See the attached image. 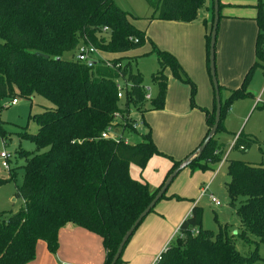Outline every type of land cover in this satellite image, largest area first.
<instances>
[{"label":"trees","instance_id":"16d2710c","mask_svg":"<svg viewBox=\"0 0 264 264\" xmlns=\"http://www.w3.org/2000/svg\"><path fill=\"white\" fill-rule=\"evenodd\" d=\"M144 2L150 12L148 21L192 23L198 20L202 10L210 13L205 35L208 69L213 0ZM260 3L257 0V5ZM221 8L218 0L219 20ZM129 19L137 20L119 9L113 0H0V101L38 96L53 106L29 115L28 120L37 127L35 134L26 131L18 134L19 138L30 140L35 151L18 152V157L24 159L23 179L16 186L14 196L21 205L14 213L0 212V264L31 262L39 241L45 243L48 252L55 253L58 232L67 224L100 237L105 251L103 264H110L126 231L179 165L180 161L158 151L143 116L163 109L166 71L177 82L189 86L192 107L195 86L174 56L151 44L150 53L156 56L158 70L150 79L157 94L145 99L143 79L132 70L134 57L128 54L141 49L146 37ZM254 21L257 29L254 62L239 86L228 89L215 134L222 129V118L233 101L250 95L247 86L253 72L264 65L262 8L258 7ZM202 22L206 25L204 19ZM82 44L108 56L113 67L99 62L88 68L77 62L75 56L64 60L63 56ZM39 54L48 59L40 58ZM117 64L120 68L114 67ZM119 83L125 87L121 99L117 98ZM218 88L220 92L222 87L218 85ZM132 110L146 131L141 142L131 145L123 140L100 139V134L113 122L120 129L134 132ZM202 112L206 136L214 121V97L211 111ZM214 136L200 157L189 164L190 171H204L208 169L207 163H220L222 151L219 153ZM0 137L5 144V132L1 128ZM232 143L231 150L244 152L255 141L245 139L240 133ZM154 156L170 159L171 167L164 181L151 191L147 183L131 178L128 168L134 165L142 171ZM7 172L13 180L15 172L9 168ZM226 172L229 206L238 215L240 233L227 237L221 232L214 234L202 229V210L194 206L179 225L175 241L158 254L159 260L153 264L255 263L256 254L240 255L235 241H248L251 236L264 242V165L233 160L227 163ZM163 198L164 194L159 200ZM122 254L123 251L115 264H122Z\"/></svg>","mask_w":264,"mask_h":264},{"label":"rangeland","instance_id":"374dc122","mask_svg":"<svg viewBox=\"0 0 264 264\" xmlns=\"http://www.w3.org/2000/svg\"><path fill=\"white\" fill-rule=\"evenodd\" d=\"M113 1L119 9L137 18V20H134L138 21L135 26H144L147 23L146 21L148 20L146 18L149 16L150 12L144 0ZM258 7H260V9L262 8V13H264V0H261V3L257 5V13ZM243 23L244 24H240L243 39L238 41L241 51H245V49L250 50L249 44L252 46L254 39L252 42H249L248 37L251 36L252 30L256 31L254 23H252V25L248 22ZM216 48H218V30L215 42V69L218 64V51H216ZM76 51L77 49L72 53L63 56L64 60H71L73 56L76 55ZM132 56L134 57L132 70L141 75L143 86L145 89H149L152 98L155 97L157 94V88L152 84L150 79L151 75L158 70V63L155 54L150 53V51L147 52L142 50L141 52L132 54ZM236 57L237 51H231L229 65L232 66L234 64ZM250 61L251 63L253 62V53L252 56L250 55ZM248 69L249 67L246 71ZM229 76L237 78L238 70H231ZM192 82L195 86V94L193 98L194 107H192L190 101V88L183 84V86L187 88V111H194L203 114V122L205 124V115L202 111H209L212 109V85L209 84L211 92V95H209L207 90H204L200 84L197 85L194 81ZM208 83H210L209 79ZM231 84L232 85H229L230 87L225 86L220 89L219 96L222 104L228 97V88L235 89L240 83H237V80H234ZM247 90L250 95L233 101L229 110L225 112L222 118V129L214 136L217 147L220 149L219 153L222 151V154L220 155L221 159L227 154L226 161L223 162L220 167H218L219 162L207 163L208 169L204 171H190L189 168H186L179 172L164 193V198L155 204L153 211L143 219L138 227H143L156 219L157 221H162L160 231L163 236H165V232L167 233V236L165 237L166 247L172 241H175L176 236L178 235L179 225L188 216L190 210L194 206H197L202 210V229L210 230L214 234L221 232L223 235L226 234L227 237L240 233V221L238 215L235 213V209L229 206L226 191V184L229 182V177L226 172V166L229 161L233 160L251 165H264V65H262V67H257L254 70L252 78L248 83ZM10 101V99L0 101V128L5 132L6 137L5 144L2 143L0 137V154L6 152L12 155L11 160L8 162V166L16 175L13 180H10L9 173L7 172L8 169L2 168L0 161V180H3L0 182V212L14 213L21 205L20 200L16 199L14 195L16 186L22 183V166L24 165V159L18 157V152L20 150L27 153L35 151L33 143L30 140L19 138L18 134L24 131L30 134H35L37 132V127L28 120L29 115L39 114L44 110L53 108V106L50 102L38 96H33L31 99H17V104L14 106H10ZM169 104L170 107H175L174 103L169 102ZM208 104L209 107H206ZM180 109L183 110V108L177 104V111L179 112ZM130 116H132L133 119L139 118L138 114L133 110L131 111ZM147 117L149 119V115ZM170 122L171 118H167L166 121H163L160 118H155L154 120L150 119V121H148L150 128L151 124H154L155 139L160 142V145L164 149L167 148L166 139L168 138L165 136L167 132L164 131V123L168 125ZM184 122L185 119L182 117L175 118V125L170 132L173 138L186 136L185 126H183ZM145 132L146 131L143 127H139L136 132H129L126 130L123 133V136L128 144L134 145L141 142V135L145 134ZM240 133L245 139H252L255 141V144L244 152L238 149L231 150L233 140ZM173 146L175 147V145ZM164 153L173 160H181L174 158L166 152H163V154ZM216 153H218V151H216ZM169 161L170 159L168 158L154 156L147 162L142 171L136 166L130 165L128 168L129 175L133 179L145 181L151 191L155 190L160 185L170 166L171 161ZM200 163L205 165L202 161H200ZM201 188H206V191L201 193ZM210 196H213L218 200L220 206L212 204L209 201ZM174 205H177L175 206L176 209H172ZM236 205L237 203H235V206ZM162 211L166 212L165 220L160 217H154L156 213L159 215L158 213H162ZM170 211L173 215H176V217L181 216V219L176 220L169 217L168 213ZM9 213L7 215H9ZM235 249L240 255L245 257L256 254V261L253 264H264V242H260L258 239L251 236L248 237V241L236 239Z\"/></svg>","mask_w":264,"mask_h":264},{"label":"crops","instance_id":"0c3cea01","mask_svg":"<svg viewBox=\"0 0 264 264\" xmlns=\"http://www.w3.org/2000/svg\"><path fill=\"white\" fill-rule=\"evenodd\" d=\"M219 2L222 8L220 11L221 19L218 23V48H216V51H218V64L215 73L219 86L230 87L229 85H232L231 83L234 80H237V83L241 82L244 74L247 72L246 69L250 68L254 62V42L257 31L252 30L251 36L248 37L249 42H252L254 39L252 46L249 44L250 50L245 49V51H241L238 41L243 39L240 24L248 22L252 25L254 23L256 29L254 20L257 16V0H219ZM200 14L202 17L192 23L146 21L147 23L144 26H135L138 21L129 19L130 23L137 30L145 34L146 43L141 49L128 55L132 56V54L141 52L142 50L151 51V44H153L156 48L174 56L186 76L197 85L200 84L211 95L209 84L212 85V83L209 69H207V51L205 45V35L208 33L210 13L207 10H202ZM202 19L205 20L206 25L203 24ZM231 51H237V57L232 66L229 65ZM252 53L253 62L251 63L250 55L252 56ZM233 69L238 70L237 78L229 76L230 71ZM165 75L167 77V93L163 109L148 112L144 114L143 118L148 126L150 125L148 123L150 119L160 118L166 121L167 118H171L170 124L164 123V131L167 132L165 136L168 137L166 139L167 148L164 149L160 145V142L156 141L154 124H151V128L149 127L152 132V140L156 148L161 150L158 151L166 152L176 159H181L175 161H182L199 146L205 136L207 127L203 122V114L187 111V88L174 80L168 71L165 72ZM207 78L210 83H208ZM169 102L174 103L175 107H170ZM177 104L183 110L180 109L178 112ZM206 107H209V104ZM179 117L185 119L183 126H185L186 136L173 138L170 132L175 125V118ZM165 176L161 183L164 181ZM175 206L177 205H174L172 209H176ZM158 214L156 213L154 217L166 219L165 211ZM168 216L176 220L181 219V216L176 217L171 211L168 213ZM161 223L162 221H157V219L153 220L133 233L123 250L122 264L154 263L155 257L166 247L165 237L167 233L165 232V236L161 234ZM104 257L105 251L100 237L67 224L58 232V247L56 252H48L45 243L39 241L35 246V258L27 264H103Z\"/></svg>","mask_w":264,"mask_h":264},{"label":"water","instance_id":"95a60500","mask_svg":"<svg viewBox=\"0 0 264 264\" xmlns=\"http://www.w3.org/2000/svg\"><path fill=\"white\" fill-rule=\"evenodd\" d=\"M219 9H218V0H213V20L210 29V39L208 45V69H209V76L212 83V87L214 90V100H215V113H214V121L209 129L207 135L202 140L201 144L191 152L187 157H185L182 161H180L179 165L171 172V174L166 178L163 185L159 189V191L155 194L154 198L151 200L149 205L139 214L136 218L132 226L126 231L124 236L122 237L117 250L110 262V264H115L119 259L125 244L127 243L128 239L131 237L132 233L136 229V227L141 223V221L149 214L151 209L155 206V204L159 201V199L163 196V194L168 189L169 185L173 181V179L181 172L182 170L186 169L189 164L194 161L195 159L199 158L201 153L203 152L204 148L208 144L211 138L215 135L217 130L218 124L220 122V109H221V99L219 96V88H218V81L216 78L215 73V41H216V30L219 21ZM202 15H199L201 18ZM40 58L48 59V56L39 54Z\"/></svg>","mask_w":264,"mask_h":264},{"label":"built area","instance_id":"2783aa9c","mask_svg":"<svg viewBox=\"0 0 264 264\" xmlns=\"http://www.w3.org/2000/svg\"><path fill=\"white\" fill-rule=\"evenodd\" d=\"M106 28H103V31H106ZM135 43L137 42L136 40L134 41ZM75 60L79 63L84 64L88 68H92L95 64L99 62H104L105 65L109 68L113 67V64L108 60V56H105L102 52L96 50L93 48L91 45H80L77 48L76 55H75ZM120 64L115 65V68H120ZM124 84L119 83L117 84V98L121 99L123 97V92H124ZM146 93L144 95L146 100H149L151 98V95L149 93V89H145ZM17 104V100L14 99L10 102V106H14ZM118 115H115V120H117ZM132 117V116H130ZM129 118V117H128ZM127 118V119H128ZM129 120V119H128ZM117 126V127H116ZM141 122L139 119H134V123L132 124V131H136L139 127H141ZM126 131L123 129H120L119 126L117 125L116 122H113L112 125L108 126L101 134H100V139L104 140H110L113 142H119L120 140H123L125 144H127V141L124 139L123 133ZM233 146V143H232ZM231 146V148H232ZM12 155L9 153L3 152L0 154V161H1V167L8 169V162L11 160ZM227 154H225L220 161L218 167L222 165L223 162L226 161ZM206 191V188L201 189V193H204ZM209 201L214 204L215 206H220V203L218 200H216L213 196L209 197ZM194 234L196 231H193ZM159 260V255H157L154 259V262Z\"/></svg>","mask_w":264,"mask_h":264}]
</instances>
